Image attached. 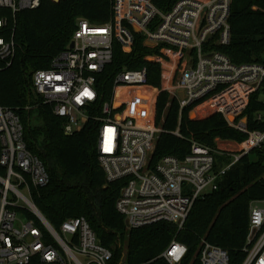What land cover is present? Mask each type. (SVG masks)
I'll return each mask as SVG.
<instances>
[{"label": "built area", "instance_id": "2783aa9c", "mask_svg": "<svg viewBox=\"0 0 264 264\" xmlns=\"http://www.w3.org/2000/svg\"><path fill=\"white\" fill-rule=\"evenodd\" d=\"M42 1L0 0V69L12 65L20 48L14 40L16 24L9 28V23H16L21 12L38 9ZM232 2L180 0L165 13L152 0H112L108 23L79 19L67 50L50 68L33 75L34 91L64 120L65 133L73 135L91 119L99 98L97 79L112 64L116 43L130 54L136 36L142 35L145 46L159 50L145 60L162 65L163 90L148 83L146 69L123 71L98 118L97 151L107 181L128 179L116 204L128 229L161 222L182 229L200 198L217 191L243 158L264 150V130H251L247 114L255 99L262 109L253 121L264 126V64L235 65L217 49L231 42ZM162 92L175 97L181 109L194 106L198 121L222 115L246 139H216L214 147L192 140L184 159L167 156L153 165L163 133L157 124ZM218 159L231 162L220 165ZM50 181L45 165L28 150L21 117L0 104V264H111L112 252L100 244L85 218L69 219L57 231L39 211L34 192ZM258 181L264 184V174ZM244 252L243 264H264V199L250 204ZM187 254L186 245L173 241L161 258L183 264ZM199 259L200 264H230L229 253L207 241Z\"/></svg>", "mask_w": 264, "mask_h": 264}, {"label": "trees", "instance_id": "16d2710c", "mask_svg": "<svg viewBox=\"0 0 264 264\" xmlns=\"http://www.w3.org/2000/svg\"><path fill=\"white\" fill-rule=\"evenodd\" d=\"M178 1L152 0L165 13ZM111 15L112 0H43L38 9L21 12L16 23H9V28L16 24L14 40L20 48L12 65L0 69V104L21 117L28 150L42 161L51 177L47 187L34 192V204L57 231L69 219L85 218L100 244L112 252L111 264H168L161 255L173 241L188 248L183 264H200L203 241L226 250L230 264H243L250 204L264 199V184L258 181L264 174V150H254L243 158L223 177L217 191L200 198L182 229L167 222L128 229L117 210L128 179L107 181L97 151L98 118L104 103L111 101L116 77L123 71L146 69L148 83L161 87V65L145 60L159 50L145 46L142 35L136 36L130 54L114 45L113 62L97 79L98 102L81 131L67 135L64 120L34 91V73L50 68L67 50L79 19L103 25ZM229 23L231 42L217 49L235 65L264 64V0H233ZM193 108L181 109L175 97L168 92L160 94L157 124L163 133L151 160L153 165L167 156L184 159L191 153L192 140L214 147L216 139H246L220 114L202 121L190 119ZM260 109L254 99L247 112L251 130H264L253 121Z\"/></svg>", "mask_w": 264, "mask_h": 264}, {"label": "rangeland", "instance_id": "374dc122", "mask_svg": "<svg viewBox=\"0 0 264 264\" xmlns=\"http://www.w3.org/2000/svg\"><path fill=\"white\" fill-rule=\"evenodd\" d=\"M155 63V62H154ZM159 64V63H158ZM161 65V64H160ZM161 71H162V65H161ZM166 86V81H164V79H163V81H162V77H161V87L160 88H158L159 90H163V88ZM160 96V95H159ZM157 101H158V99H157ZM190 119H192V120H198V118H197V115H196V113L194 112V111H191L190 112ZM35 123H38V121H36ZM219 160V162H220V165L224 162V164H229L231 161H229V160H223V159H218Z\"/></svg>", "mask_w": 264, "mask_h": 264}, {"label": "clouds", "instance_id": "9594fccd", "mask_svg": "<svg viewBox=\"0 0 264 264\" xmlns=\"http://www.w3.org/2000/svg\"><path fill=\"white\" fill-rule=\"evenodd\" d=\"M254 222L255 223H260V217H259V214H256L255 218H254ZM177 259H179V256L176 257Z\"/></svg>", "mask_w": 264, "mask_h": 264}, {"label": "water", "instance_id": "95a60500", "mask_svg": "<svg viewBox=\"0 0 264 264\" xmlns=\"http://www.w3.org/2000/svg\"><path fill=\"white\" fill-rule=\"evenodd\" d=\"M60 0H53V2H56V3H58ZM71 47H73V44L71 45ZM180 97H181V99L182 100H184V95H183V93H180Z\"/></svg>", "mask_w": 264, "mask_h": 264}, {"label": "snow or ice", "instance_id": "6c2138e0", "mask_svg": "<svg viewBox=\"0 0 264 264\" xmlns=\"http://www.w3.org/2000/svg\"><path fill=\"white\" fill-rule=\"evenodd\" d=\"M85 95H90V93L85 92Z\"/></svg>", "mask_w": 264, "mask_h": 264}]
</instances>
